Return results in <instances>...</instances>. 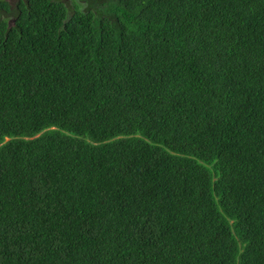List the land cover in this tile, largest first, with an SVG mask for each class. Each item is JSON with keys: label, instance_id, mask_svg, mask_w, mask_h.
I'll return each mask as SVG.
<instances>
[{"label": "trees", "instance_id": "trees-1", "mask_svg": "<svg viewBox=\"0 0 264 264\" xmlns=\"http://www.w3.org/2000/svg\"><path fill=\"white\" fill-rule=\"evenodd\" d=\"M0 264H264V0H0Z\"/></svg>", "mask_w": 264, "mask_h": 264}, {"label": "rangeland", "instance_id": "rangeland-1", "mask_svg": "<svg viewBox=\"0 0 264 264\" xmlns=\"http://www.w3.org/2000/svg\"><path fill=\"white\" fill-rule=\"evenodd\" d=\"M9 2H10V4L12 5V6H15L16 5V2L18 1V0H8ZM63 1H65L66 3H68V4H73V0H63ZM12 19V18H11ZM8 139V138H7Z\"/></svg>", "mask_w": 264, "mask_h": 264}, {"label": "clouds", "instance_id": "clouds-1", "mask_svg": "<svg viewBox=\"0 0 264 264\" xmlns=\"http://www.w3.org/2000/svg\"><path fill=\"white\" fill-rule=\"evenodd\" d=\"M10 3V2H9ZM17 3V2H16ZM13 22V17H12V19L10 18V23H12Z\"/></svg>", "mask_w": 264, "mask_h": 264}]
</instances>
